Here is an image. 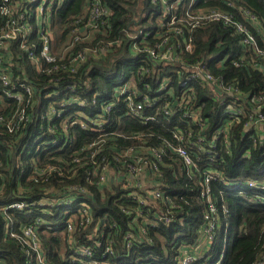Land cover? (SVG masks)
<instances>
[{
	"label": "trees",
	"instance_id": "1",
	"mask_svg": "<svg viewBox=\"0 0 264 264\" xmlns=\"http://www.w3.org/2000/svg\"><path fill=\"white\" fill-rule=\"evenodd\" d=\"M84 2L66 0L63 8L51 16L54 64L42 63V70L38 72L29 61H21L34 94L27 96L28 122L22 124L21 129L14 127L19 123H11L14 126H11L10 132L4 127L5 123H0V161L10 169L3 180V170L0 169V185L2 181L5 183L0 191V208L20 201L35 203L49 197L46 192L50 188L57 191L67 185L85 186L93 196L94 221L103 219V224L110 228L115 239L114 254L107 258L110 264H176L175 244H193L203 224L205 203L197 180L199 170L209 168L219 176L209 185L210 198L218 210L219 223L206 264L217 261L218 264H253L264 254V204L260 203L264 200V141L260 144L254 133L244 134V123H238L231 129L228 139L221 136L213 146L210 141L223 126L222 108L211 91L199 85L198 80L189 85L191 108L188 112L195 111L199 120L200 111L203 130H200L198 121L176 108L172 110L171 116H165L162 112L166 102L164 97L154 106L144 107L136 116L133 115L126 104L130 93H120V88L130 81H133L141 95L149 98L159 96L161 93L156 91L158 85L155 84L153 71L164 69L160 72L170 78L174 97L186 87L182 80L186 77L185 71L178 65L155 67L144 55L131 52L129 48L131 34L139 30H147L152 34L158 30V20L167 23L170 17L167 20L162 17L159 0L156 4L151 0H103L108 10L105 27L99 31L78 32V40L73 42L65 25L72 16H82ZM167 7L169 15L180 19V23L186 27L189 48L183 47L181 57L187 64L193 65L201 59L206 70L214 77L224 82L234 80L239 91L246 95L264 96V76L259 71L251 69L246 63L234 67L221 62L227 54L231 58L243 54L244 48L239 44L238 34H233L220 22L199 25L187 20L199 10L215 8L231 12L238 20H241L240 10H248L264 24V0H182L180 3L168 0ZM257 40L264 50L263 39L258 37ZM30 42L37 43L36 38L31 36ZM69 42H73L69 50L70 57L86 54L85 59L76 64L73 79L69 78V72L60 70L68 61V56L62 54ZM92 51L97 52L96 56L89 54ZM249 56H254V53L246 51L247 59H250ZM219 64L221 68L217 67ZM54 66H57L56 70ZM176 70H179L178 73ZM145 85L149 86L150 91L145 90ZM71 86L72 91L66 90ZM55 91L56 94L53 93ZM111 104L110 111L104 112L103 108ZM246 105L241 104V107L247 113ZM13 108L12 101L5 97L0 83V117H5ZM151 116L155 118L153 121L142 122ZM100 118L107 121L104 141L99 138L100 133L91 130L92 123ZM81 123L85 128L80 126ZM176 130L192 131L191 139L182 143L198 168V171L189 175L174 152V148L179 145L173 138ZM133 135L141 138L142 144L146 143L163 152L165 166H160L162 190L166 204L178 208L173 210V220L168 226L149 230V247L139 245L127 257L122 248L127 218L121 213V208L129 205L121 204L118 199L124 193L120 184L111 191H98L84 181L86 168L73 163V160L78 154L86 158L88 152L97 151L98 157L112 161L116 152L140 147L141 142ZM199 136L203 139L200 144L197 140ZM93 143L98 145L88 150ZM23 144L27 147L21 153L19 149ZM21 154L25 169L22 176L13 168L14 160ZM111 166L115 167L114 164ZM48 167H52L53 171L47 173ZM39 170L46 172L37 175ZM72 171L77 174L74 178H71ZM248 181H254L256 188L247 190L245 186ZM5 218L15 227L20 224L37 230L49 264H70L66 261L70 255L67 250V232L56 210L51 213L45 208H34L27 213L9 210ZM4 224L0 212V261L5 264H25L30 257L24 254L16 240H3ZM113 224L115 228L111 229ZM75 235L76 240H80L81 230L77 229ZM118 255H122L121 259H116Z\"/></svg>",
	"mask_w": 264,
	"mask_h": 264
},
{
	"label": "built area",
	"instance_id": "2",
	"mask_svg": "<svg viewBox=\"0 0 264 264\" xmlns=\"http://www.w3.org/2000/svg\"><path fill=\"white\" fill-rule=\"evenodd\" d=\"M65 1L0 0V20L2 21L0 26V83L4 88L5 97L10 99L14 106L10 112L6 113L5 117H0V123H5L4 127H7L10 132L12 131L11 126H14L11 123H19L14 126L19 130L22 124L28 122L26 113L27 96L34 94V88L27 82L21 61L22 59L23 61H29L31 67L38 72L42 70V63L49 65L55 63L56 59L53 54L54 32L51 25V16L63 8ZM157 1L151 0L153 4H156ZM159 1L162 5V17H164V20L170 17V21L166 23L162 19L158 20V30L152 34L147 30L134 32L130 35L129 48L131 52L144 55L153 62L155 67L165 68L178 65L181 70L185 71L186 77L182 80L186 87L181 90L177 97H174L170 87V78L160 72L164 69L159 71L155 69L153 74L155 84L158 85L156 91L160 92L161 95L153 98L141 95V92L136 90L133 81L120 88L121 94L130 93L126 98L129 111L136 116L144 107L150 108L160 98L164 97L166 102L162 112L165 116H171L172 110L176 108L178 111H183L185 116L198 121L200 130H203L204 122L200 118V111L199 120L195 111L188 112L191 108V100L188 95L189 85L198 80L199 85L211 91L223 113V126L213 136L210 143L214 146L221 136L228 139L231 129L238 123H244L243 133H254L259 143L262 144L264 141V96L260 94L246 95L244 92L239 91L234 80L224 82L220 78L214 77L206 70L201 59L193 65L187 64L181 57L183 47L189 48L186 40V27L180 23V19L169 15L168 0ZM176 1L182 2V0ZM229 5L231 6V4ZM82 9V16L79 18L72 16L65 25V28L69 30L68 34L73 37V42L78 40L76 36L78 32L99 31L106 25L108 10L105 9L103 0H85ZM239 15L241 20L236 19L231 12L215 8L202 9L195 16H189L187 20L195 21L199 25L220 22L224 28L231 30L233 34H238L239 44L244 48L243 54L237 58H231L227 54L221 62L234 65V67L246 63L251 69L259 71L264 76V50L260 48L257 40L258 37H261L264 42V24L248 10H240ZM31 36L36 38L37 43L30 42ZM73 42L66 44L63 49L62 56L67 55L68 61L66 65H62L60 68V70L69 72L70 79L74 78L76 64L82 62L86 56L84 54L79 57H70L69 50ZM246 51L253 52L254 56H249L250 59H247ZM89 54L96 56L97 52L92 51ZM217 67L221 68V65L219 64ZM53 69L56 70L57 66H54ZM144 71L147 72V70ZM178 71L175 72L178 73ZM66 90L72 91L73 87H68ZM145 90L150 91L148 85H145ZM53 93L56 94L57 91ZM241 104H247V113L241 107ZM112 106L113 104L104 107L103 111L108 113ZM154 119L153 116L146 117L145 121L142 122H149ZM106 125L107 121L103 118L92 123L91 130L100 133L99 138L102 141H104ZM80 126L85 128L83 123ZM191 137V130H176L173 133V138L179 143L174 148V152L188 175L198 171L196 162L182 145L183 141H188ZM133 138L139 142L142 140L136 135H133ZM197 140L199 144L203 142L201 136ZM97 145L98 143L91 144L88 150H93ZM26 147L23 144L19 151L22 153ZM88 153L86 158L78 154L73 160V163L86 168L84 181L100 192H104L106 189L111 191L114 186L120 184V188L124 193L118 199L121 204L129 205L126 208H121V213L127 218V230L122 238V248L125 249L126 256L128 257L131 250L139 245L143 248L149 247L151 243L149 230L160 226H168L173 220V210L178 208V206L166 204L165 194L162 190L161 170L165 166L163 152L141 142L140 147L136 149L128 148L125 151L116 152L112 161H108L105 157H98L97 151ZM112 164L115 167H112ZM13 168L17 169L21 176L24 175L22 154L14 160ZM0 169L3 170L1 173V179L3 180L10 169L7 164L5 165L1 161ZM52 171V167H48L47 173ZM45 172L39 170L37 175ZM75 176H77L76 172L72 171L71 178ZM218 177V174L209 168L199 170L197 181L201 189V197L205 203L203 224L198 230V237L193 244H175L177 248L176 264H197L198 261L206 264L209 261L207 257L209 247L213 242L215 230L219 223L218 210L210 198L209 185L211 181L218 179ZM4 186L5 183L2 181L0 191ZM245 187L247 190H252L256 188V185L254 181H248ZM262 190L264 191V186ZM46 194H49V197L40 199L35 203L26 204L20 201L0 208L5 222L3 240H16L17 244L23 248L24 254L30 257V259H26L25 264H49L41 247L37 230L34 227L20 224L15 227L5 216L9 210L26 211V213L31 212L34 208H45L50 213L52 210H56L60 214L63 221L61 224L64 225L67 232V250L70 255L66 261L70 264H110L107 258L114 254L113 244L115 239L112 237L110 228L103 224V219L97 222L94 221L92 215L94 201L88 189L80 185H67L57 191L50 188ZM260 203L264 204V200H261ZM35 221H39V219ZM179 223L182 222L179 221ZM112 228H115V224L111 226ZM77 229L82 232L80 240H76L75 232ZM121 257L122 255H118L116 259H121ZM218 263L219 261L214 264ZM0 264H5V262L0 261ZM253 264H264V254Z\"/></svg>",
	"mask_w": 264,
	"mask_h": 264
}]
</instances>
